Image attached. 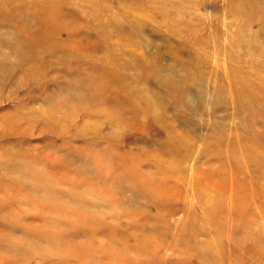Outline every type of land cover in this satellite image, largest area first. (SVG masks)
Masks as SVG:
<instances>
[{
    "label": "rangeland",
    "instance_id": "1",
    "mask_svg": "<svg viewBox=\"0 0 264 264\" xmlns=\"http://www.w3.org/2000/svg\"><path fill=\"white\" fill-rule=\"evenodd\" d=\"M252 1L64 0L67 29L0 34V264H264Z\"/></svg>",
    "mask_w": 264,
    "mask_h": 264
},
{
    "label": "bare ground",
    "instance_id": "2",
    "mask_svg": "<svg viewBox=\"0 0 264 264\" xmlns=\"http://www.w3.org/2000/svg\"><path fill=\"white\" fill-rule=\"evenodd\" d=\"M63 4L64 0H0V34L6 29L11 30L8 31L11 32L10 34L26 32L27 35L33 32L42 33L47 31L52 33L58 30H65L69 27L65 20L68 10L63 9ZM237 10L244 15H264V0H254L247 5L238 6ZM17 43L18 41L0 38V48L4 46L14 47ZM25 44L23 43V45ZM25 56H23V59L26 58ZM101 70L99 68L93 69L89 74V78L84 80L85 84L91 87L93 83L100 82L101 78L98 76L102 77ZM78 81L80 82H78L79 85L77 87L81 88L84 84L83 79L81 78ZM239 93L246 95L245 91H243V86ZM63 100L59 104V108L70 107V100L68 98H63Z\"/></svg>",
    "mask_w": 264,
    "mask_h": 264
}]
</instances>
